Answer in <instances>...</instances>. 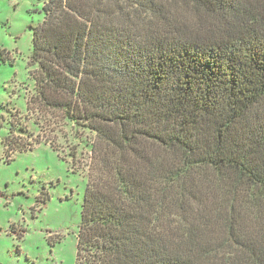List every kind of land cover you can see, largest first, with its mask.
Masks as SVG:
<instances>
[{"label": "trees", "instance_id": "trees-1", "mask_svg": "<svg viewBox=\"0 0 264 264\" xmlns=\"http://www.w3.org/2000/svg\"><path fill=\"white\" fill-rule=\"evenodd\" d=\"M43 9L27 109L94 134L75 264H264V0Z\"/></svg>", "mask_w": 264, "mask_h": 264}, {"label": "rangeland", "instance_id": "rangeland-1", "mask_svg": "<svg viewBox=\"0 0 264 264\" xmlns=\"http://www.w3.org/2000/svg\"><path fill=\"white\" fill-rule=\"evenodd\" d=\"M45 1L0 0V264H75L77 255L94 134L59 112L27 109ZM13 118L25 131L11 133ZM10 133L33 146L8 154Z\"/></svg>", "mask_w": 264, "mask_h": 264}]
</instances>
